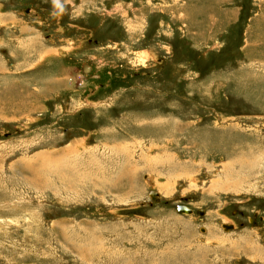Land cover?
Masks as SVG:
<instances>
[{"label":"rangeland","instance_id":"rangeland-1","mask_svg":"<svg viewBox=\"0 0 264 264\" xmlns=\"http://www.w3.org/2000/svg\"><path fill=\"white\" fill-rule=\"evenodd\" d=\"M0 264H264V0H0Z\"/></svg>","mask_w":264,"mask_h":264},{"label":"water","instance_id":"water-1","mask_svg":"<svg viewBox=\"0 0 264 264\" xmlns=\"http://www.w3.org/2000/svg\"><path fill=\"white\" fill-rule=\"evenodd\" d=\"M150 197H151L152 199H155V200H156V193H155V192H151V193H150ZM177 210H178L179 212H182V213H190V212H191V210H190L187 206H185V205H183V204L178 205V206H177ZM223 227H224V229H228V228H230L229 225H223Z\"/></svg>","mask_w":264,"mask_h":264},{"label":"bare ground","instance_id":"bare-ground-1","mask_svg":"<svg viewBox=\"0 0 264 264\" xmlns=\"http://www.w3.org/2000/svg\"><path fill=\"white\" fill-rule=\"evenodd\" d=\"M191 210V209H190ZM182 213V212H181ZM191 213V212H190ZM184 214H189V213H184ZM230 227H232V226H230ZM226 230V229H225Z\"/></svg>","mask_w":264,"mask_h":264}]
</instances>
